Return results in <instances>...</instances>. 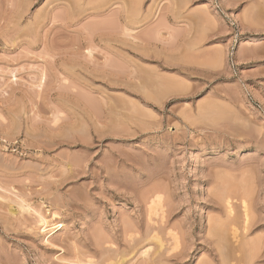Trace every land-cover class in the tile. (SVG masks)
I'll list each match as a JSON object with an SVG mask.
<instances>
[{
    "label": "rangeland",
    "instance_id": "rangeland-1",
    "mask_svg": "<svg viewBox=\"0 0 264 264\" xmlns=\"http://www.w3.org/2000/svg\"><path fill=\"white\" fill-rule=\"evenodd\" d=\"M88 263L264 264V0H0V264Z\"/></svg>",
    "mask_w": 264,
    "mask_h": 264
},
{
    "label": "bare ground",
    "instance_id": "bare-ground-1",
    "mask_svg": "<svg viewBox=\"0 0 264 264\" xmlns=\"http://www.w3.org/2000/svg\"><path fill=\"white\" fill-rule=\"evenodd\" d=\"M39 226L41 227V229H42V232H45L47 235H45V236H48V238H51L52 236H53V234H54V232H57V230H58V228L61 226V224L60 225H56L53 229H51V230H48V232H46V229H48L49 228V224H50V220H48V218L46 219L45 217H41L40 215H39ZM52 221V220H51ZM58 223V222H57ZM60 223V222H59ZM58 223V224H59ZM51 226V225H50ZM61 229V228H60ZM59 229V230H60ZM48 240V239H47ZM46 243H50V241L48 240V241H45ZM88 264H90V263H88Z\"/></svg>",
    "mask_w": 264,
    "mask_h": 264
}]
</instances>
